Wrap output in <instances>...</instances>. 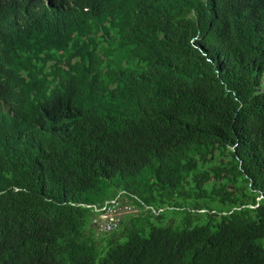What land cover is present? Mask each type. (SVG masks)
<instances>
[{
	"label": "trees",
	"instance_id": "trees-1",
	"mask_svg": "<svg viewBox=\"0 0 264 264\" xmlns=\"http://www.w3.org/2000/svg\"><path fill=\"white\" fill-rule=\"evenodd\" d=\"M4 11L0 264H264V0Z\"/></svg>",
	"mask_w": 264,
	"mask_h": 264
},
{
	"label": "built area",
	"instance_id": "built-area-1",
	"mask_svg": "<svg viewBox=\"0 0 264 264\" xmlns=\"http://www.w3.org/2000/svg\"><path fill=\"white\" fill-rule=\"evenodd\" d=\"M98 215L94 219V224L101 232H111L117 229L125 215L136 211L134 202L125 199L123 193L117 198L107 202L103 207H93Z\"/></svg>",
	"mask_w": 264,
	"mask_h": 264
},
{
	"label": "clouds",
	"instance_id": "clouds-1",
	"mask_svg": "<svg viewBox=\"0 0 264 264\" xmlns=\"http://www.w3.org/2000/svg\"><path fill=\"white\" fill-rule=\"evenodd\" d=\"M10 0H0V8L3 11L4 15L7 13L4 11V8L6 6V4L9 2Z\"/></svg>",
	"mask_w": 264,
	"mask_h": 264
}]
</instances>
